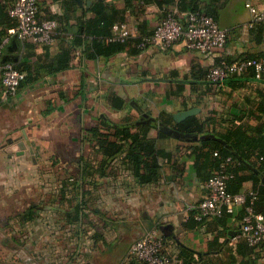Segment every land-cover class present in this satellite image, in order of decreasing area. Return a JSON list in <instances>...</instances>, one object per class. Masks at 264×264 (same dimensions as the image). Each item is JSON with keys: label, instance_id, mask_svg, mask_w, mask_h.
I'll use <instances>...</instances> for the list:
<instances>
[{"label": "crops", "instance_id": "1", "mask_svg": "<svg viewBox=\"0 0 264 264\" xmlns=\"http://www.w3.org/2000/svg\"><path fill=\"white\" fill-rule=\"evenodd\" d=\"M82 1L38 0L39 18L58 23L49 47L19 40L9 15L0 17L8 37L3 61L25 65L31 76L17 96L0 102V248L12 264H121L134 242L158 230L173 264H264L261 251L234 241L243 207L201 223L193 218L216 172L204 141L239 127L248 135L264 128V76L207 80L222 61L264 57V25L249 27L247 7L261 9L263 0H176L167 9L142 1L132 11L126 0H102L107 17L136 27L133 39L151 36L166 10L178 8L213 16L228 39L224 49L208 53L182 42L135 53L127 43L97 59L73 47L82 23L96 19L92 1ZM13 2L0 0V11ZM193 109L206 123L204 135L159 137L163 121ZM104 123L134 133L152 127L156 149L167 154L155 182L142 184L125 152L112 160L103 155L89 132ZM256 187L245 182L240 193ZM81 191L85 218L76 214Z\"/></svg>", "mask_w": 264, "mask_h": 264}, {"label": "built area", "instance_id": "2", "mask_svg": "<svg viewBox=\"0 0 264 264\" xmlns=\"http://www.w3.org/2000/svg\"><path fill=\"white\" fill-rule=\"evenodd\" d=\"M253 20L250 28L264 24V0L261 9L248 4ZM38 0H16L9 11V15L16 21L14 36L21 41L30 40L34 44L49 47L56 41L58 23L55 20H41L39 18ZM114 35L110 42L127 43L138 35L135 26L127 23L116 24ZM228 32L221 29L218 22L211 16L199 12L179 13L170 11L156 26L153 34L143 38L138 45L140 50L153 46L161 50L170 49L175 43L182 42L186 49L208 53L225 48ZM8 39L0 45V79L2 84L1 98L8 100L17 96L25 74L12 64L4 63V49ZM264 44V35H263ZM254 72L257 79L264 76V57L241 58L237 61H222L210 69L207 75L209 82L221 84L227 80L244 76ZM215 156H218L215 153ZM229 158L226 163H229ZM232 176L226 173V164H222L206 183L207 195L198 205L197 221L222 217L224 214L233 215L237 208L247 203V194L231 195L227 190L228 181ZM254 196L253 193H250ZM244 240L249 246L258 249L264 255V216L255 214L252 206L245 209L241 221V232L234 239ZM121 264H173V257L169 254L165 240L158 230H152L134 242Z\"/></svg>", "mask_w": 264, "mask_h": 264}, {"label": "trees", "instance_id": "3", "mask_svg": "<svg viewBox=\"0 0 264 264\" xmlns=\"http://www.w3.org/2000/svg\"><path fill=\"white\" fill-rule=\"evenodd\" d=\"M15 1L16 0H14L12 6ZM90 1H92V5L89 10L95 14L96 19L82 23L80 35L73 41V47L75 49H79L84 46L85 56L87 59H97L99 56H112L113 54L124 50L126 47L125 44L127 43H132L135 53L142 51L138 48V45L143 41V38H132L133 40L130 39L127 43L110 42L109 39L114 35L113 27L117 23V19L109 18L105 15L106 11L104 1ZM142 1L145 4H155L161 8L167 9L169 5L175 4L176 0H126L127 10H134L136 8L135 2L141 4ZM67 4L69 8L75 7L74 1H70ZM11 7L8 8V10L7 8H2V12L0 11V17H7ZM178 10L179 13L187 12V10L183 11L179 8ZM167 11L168 10H166L165 13L166 15L168 13ZM188 12L202 13V11L197 8H192ZM9 17L11 18L13 28L15 29L17 25L16 21L10 15ZM120 23H125L124 18L121 19ZM262 34L264 35L263 32ZM7 38V34L4 31H1L0 45ZM99 38H101V40H98ZM9 64H12L15 69L25 74V79L19 89L20 91L24 84L30 82V71L23 64ZM252 74L255 76L254 72H252ZM162 124L187 136L198 134L204 135L206 132V123L197 116L190 117L181 123H176L175 121H172V119H169L167 121H163ZM101 126L107 129L109 133H102L100 130L102 128ZM101 126L91 130L89 133L92 135L91 140L96 142L103 155L109 160H112L121 153L125 152L128 160L132 163L135 175L140 182L142 184L155 182L161 169V159L167 154L156 149L155 139L151 138L149 135L152 127L148 125L140 126L138 127V131L134 133L131 128L127 126L108 125L106 123ZM167 136L168 134L160 131V138ZM216 136L217 139L204 141V145L210 147L212 155L215 156V153L218 154V156H215L214 163L216 171L222 164H226V173L232 176L227 184L229 194H241L240 191L243 184L248 181H252L255 185H257L253 191L254 196H251L250 194L247 195V203L242 208L241 219H243L245 209L248 206H252L255 214L264 216V182L262 181L264 179V128H260L253 135H248L245 128L239 127L237 129L229 130L225 134H219ZM229 158L231 161L226 163ZM212 177L213 175L208 179V181ZM261 182H263V184ZM77 193L79 194L78 190L75 194L77 195ZM80 193L81 196H79L81 198L79 197L80 201L76 207V214L80 215V217L82 215V217L85 218L86 211L89 209L84 201L85 193L82 191ZM197 213L198 209H196L194 213V219ZM225 215L227 214H224L222 217ZM32 217L33 215L29 217V219ZM206 220L208 219H204L203 221H200V223ZM13 242L14 244L19 245V243L14 239ZM5 246H8V244Z\"/></svg>", "mask_w": 264, "mask_h": 264}, {"label": "water", "instance_id": "4", "mask_svg": "<svg viewBox=\"0 0 264 264\" xmlns=\"http://www.w3.org/2000/svg\"><path fill=\"white\" fill-rule=\"evenodd\" d=\"M79 5L83 6L84 2L82 0H75ZM199 111L197 109H193V110H190V111H186V112H182V113H179L177 115H174L173 118H174V121L176 123H181L185 120H187L188 118L192 117V116H195ZM161 131H163L164 133L170 135V136H173L177 139H185L187 140V138H190L189 136L187 135H184L182 133H179L177 131H175L174 129H170L166 126H162L161 127Z\"/></svg>", "mask_w": 264, "mask_h": 264}, {"label": "rangeland", "instance_id": "5", "mask_svg": "<svg viewBox=\"0 0 264 264\" xmlns=\"http://www.w3.org/2000/svg\"><path fill=\"white\" fill-rule=\"evenodd\" d=\"M3 240L4 239H2V241ZM2 241H0V243H2ZM5 248L7 249V247H5ZM0 264H12V262H10L9 259H8V252L4 251L1 248H0Z\"/></svg>", "mask_w": 264, "mask_h": 264}]
</instances>
